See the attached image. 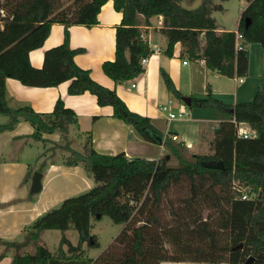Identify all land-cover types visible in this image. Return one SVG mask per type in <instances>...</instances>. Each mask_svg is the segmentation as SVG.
Returning a JSON list of instances; mask_svg holds the SVG:
<instances>
[{
    "label": "trees",
    "instance_id": "1",
    "mask_svg": "<svg viewBox=\"0 0 264 264\" xmlns=\"http://www.w3.org/2000/svg\"><path fill=\"white\" fill-rule=\"evenodd\" d=\"M107 1L74 0L61 9L57 7L60 0L0 2V113L14 115L11 123L0 125V131L13 127L23 117L35 127L33 136L40 138L43 133L63 129L62 122H76L75 112L61 98L53 112L46 114L29 106L10 108L5 95L7 77L42 87L70 81V94L91 92L100 105L113 106L114 116L132 124L144 139L165 143L170 154L147 160L129 159L124 152L99 153L93 148L73 151L74 158L68 164H82L95 185L65 198L29 225L34 240L43 230H61L57 250L52 252L39 244L35 253L13 255L12 264H244L250 256L254 257L252 264H264V91L259 89L253 100L236 104L215 98L211 91L207 98H192L191 107L217 108L234 120L215 127L213 153L184 156L180 143L166 137L150 117L131 112L116 90L94 80L90 70L75 61L76 54L83 50L70 46V26L97 24ZM113 1L123 18L116 31V57L102 66L118 84L140 76L145 71L142 58L152 52L137 26L140 14L146 22L152 16H163L161 31L168 40V55L181 42L184 54L205 59L208 68L226 76L248 74L249 44L260 43L264 50V0H247L237 28L243 34V48L239 50L237 30L217 31L216 19L210 14L212 0L192 9L183 7L182 0ZM54 22L65 25V40L45 52L41 68L34 67L30 51L44 44ZM162 76L169 91L183 98L164 69ZM235 121L248 123L258 135L239 137ZM172 156L177 157L178 165L169 163ZM219 161L222 167L210 165ZM236 180L249 187L248 193H255V197H237L233 188ZM175 187L187 192L177 205L169 195ZM165 202L169 204L167 215ZM205 210H209L207 217L203 216ZM103 216H109L122 229L99 255L86 258L84 243L90 248L100 246L97 235L92 234V221ZM70 229L78 233L77 244L64 233Z\"/></svg>",
    "mask_w": 264,
    "mask_h": 264
},
{
    "label": "crops",
    "instance_id": "2",
    "mask_svg": "<svg viewBox=\"0 0 264 264\" xmlns=\"http://www.w3.org/2000/svg\"><path fill=\"white\" fill-rule=\"evenodd\" d=\"M248 4L247 0H241L240 15ZM218 7L222 5H214L213 8ZM210 14L214 17L211 7ZM122 18V11H118L114 1L109 0L101 8L97 24L71 25L70 46L83 50L76 54V63L90 70L94 80L116 90L131 112L150 117L154 125L166 137L180 143L185 152L192 155L213 153L211 142L215 127L222 121L234 120V117L217 108L191 107V104L185 103L184 97H189L191 101L192 98H207L211 91L215 98L228 104L253 100L259 89L264 91L262 45H248L249 66L246 76H226L208 68L205 59H193L184 54L181 42H177L173 54L168 55V40L161 31L163 16H152L146 22L140 14L137 26L151 37L160 50L149 59L140 76L118 84L104 72L102 65L104 61L116 57V31ZM162 20L163 25L160 24ZM239 20L236 28L221 26L216 20L217 31H236ZM64 40L65 25L54 22L44 44L30 51L31 64L41 68L45 52ZM162 69L169 73L183 98H177L169 91ZM132 83H136V87H132ZM69 84L70 81H65L56 86L42 87L26 85L13 77L6 79L5 95L10 108L29 106L46 114L53 112L57 100L61 98L66 107L75 112L76 122H62L64 130L43 133L40 138L33 136L35 127L23 117L13 127L0 131V264H12V257L17 253H35L39 244L55 251L51 243L55 237L62 238L63 232L60 230V236V233H55L57 229L43 230L39 238L34 240L30 237L29 225L41 214L60 205L65 198L87 191L95 185L82 164H68L74 158L73 151L84 152L93 148L99 153L116 155L124 152L129 159L141 157L147 160H158L170 154L165 143L144 139L132 124L114 116L113 106L100 105L96 95L89 91L70 94ZM162 105H167V109H163ZM176 110L179 113L182 110L186 112L180 117H170V113L175 114ZM13 118L12 114L0 113V125L11 123ZM35 171L43 173L39 192L31 190ZM92 223V234L99 238V229L95 230L97 221L93 220ZM71 230L64 232L67 237ZM61 238H57L59 242ZM161 264L203 263L162 261Z\"/></svg>",
    "mask_w": 264,
    "mask_h": 264
},
{
    "label": "rangeland",
    "instance_id": "3",
    "mask_svg": "<svg viewBox=\"0 0 264 264\" xmlns=\"http://www.w3.org/2000/svg\"><path fill=\"white\" fill-rule=\"evenodd\" d=\"M8 0H0V2L5 3ZM74 0H60L58 3L57 7L58 9L64 8L69 6ZM205 0H182L181 4L183 7L192 9L200 6ZM214 5H222L221 8H213ZM211 7V10L214 14V18L217 20V22L224 27H230V28H236L237 27V22L240 19L239 16L240 12L242 10V5H241V0H212V2L209 4ZM175 116L180 117L181 113H179L178 110L175 111ZM184 156L190 157L192 154L190 152H185L184 150L182 151ZM169 163L171 165H178L179 160L177 157L172 156L169 160ZM82 193V192H81ZM187 194L186 190H182L180 188H173L170 191V197L174 198L176 200V205L179 203V200L182 199L185 195ZM77 195V194H76ZM73 196V195H72ZM255 197V194L253 195ZM165 209V214H168V208L169 204L164 203ZM209 213V210H205L203 216L207 217ZM97 224L95 227V230L99 229L98 234H99V242L100 246L99 247H92L90 248L88 246V243H84V257H96L99 255L104 249H106L113 237L117 236L119 232L121 231L122 225L120 224H115L109 216H103L101 219L96 220ZM55 233L59 234L62 236V232L60 230H56ZM69 239L74 243L77 244L78 242V233L76 231L71 230L68 234ZM72 235H76L75 237ZM114 237V239H115ZM61 238V237H57ZM56 237L53 239L51 245L52 247L55 246V250H57L59 246V241ZM170 246V245H169ZM64 247L67 249V245H64ZM29 249V248H28ZM203 264H219V263H203Z\"/></svg>",
    "mask_w": 264,
    "mask_h": 264
},
{
    "label": "built area",
    "instance_id": "4",
    "mask_svg": "<svg viewBox=\"0 0 264 264\" xmlns=\"http://www.w3.org/2000/svg\"><path fill=\"white\" fill-rule=\"evenodd\" d=\"M160 24L163 25V20L160 22ZM141 38L143 39V41H145L146 43L149 44V46L152 50V52L148 56L142 58V65L145 66L146 63L149 61V59L154 55V53H157L160 49L152 42L151 37L146 35L144 32L141 33ZM242 41H243V34L237 30L236 31V50L243 48ZM184 62L187 63V60H185ZM240 80L242 81L243 78H240ZM131 86L136 87V83H132ZM162 107H163V109H167V105H162ZM185 112H186L185 110H182L181 115ZM170 117H175V114L170 113ZM236 126H237V133H238L239 137L253 138V137H256L258 135L257 129L251 127L246 122H236ZM233 188L237 194V197H240L241 199H253L254 198L253 195L255 193L249 194L248 189H250V188L247 186H244L243 184H241L237 180L234 181Z\"/></svg>",
    "mask_w": 264,
    "mask_h": 264
},
{
    "label": "water",
    "instance_id": "5",
    "mask_svg": "<svg viewBox=\"0 0 264 264\" xmlns=\"http://www.w3.org/2000/svg\"><path fill=\"white\" fill-rule=\"evenodd\" d=\"M184 101L187 104H191V99L189 97H184ZM214 167H222L223 163L222 162H217V163H212L210 164ZM42 177L43 173L41 171H35L33 175V181H32V192H39L42 189ZM242 246V245H240ZM254 260L253 256H250L244 264H252Z\"/></svg>",
    "mask_w": 264,
    "mask_h": 264
}]
</instances>
